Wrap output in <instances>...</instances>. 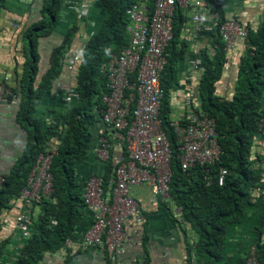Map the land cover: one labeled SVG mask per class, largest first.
Segmentation results:
<instances>
[{"label": "trees", "instance_id": "obj_1", "mask_svg": "<svg viewBox=\"0 0 264 264\" xmlns=\"http://www.w3.org/2000/svg\"><path fill=\"white\" fill-rule=\"evenodd\" d=\"M4 1L0 0V11L4 8ZM208 1L214 5L212 13L218 25L226 19L222 2ZM47 2L43 10L46 8L49 24L46 26L44 21L34 23L24 33L29 37L24 53L30 55L28 65L31 68L25 69L20 80L24 95L20 113L31 114L42 97L49 95L53 83L62 74L63 56L77 48L79 29L72 25L62 37L61 44L52 50L49 69L37 77L39 59L36 39L49 35L59 23L61 0ZM97 4L99 14L93 17L97 23L96 32L83 47L74 78L78 104L55 116L47 127L40 125L39 121L33 123L29 120L32 131L25 149L12 167L1 173L0 264H3V257L10 253L7 247L11 238L1 235L5 217L11 213L13 203L26 187L37 157L55 137H58L59 143L50 164L52 192L34 204L32 232L20 243L17 254L12 257V264H40L46 254H54L63 248L81 220L86 181L76 178L75 168L92 148L93 125H103L100 99L107 89L106 77L100 72V67L111 55L120 56L129 47L130 36L126 27L130 19L126 11L138 3L137 0H98ZM147 5L150 6L151 1ZM184 11L181 8L174 11L173 40L164 50V66L160 75L163 98L159 118L174 155L178 142L170 124L173 110L171 95L178 88L181 62L191 58L187 55L189 45L183 40L187 20ZM247 30L245 51L238 65L233 95L225 99L216 94V84L223 77L227 64L225 43L216 28L208 35L209 45L198 51L203 67L197 87L199 108H185L178 118L186 122L189 115L199 111L213 118L221 149L219 159L213 164L206 167L195 165L186 172L182 171L175 157L171 160L170 203L180 210L182 222L189 225L196 237L191 242L186 236L184 238L188 264H191L192 256L195 264H245L253 250L257 261L264 264V152L260 150L264 147V23L255 29L248 26ZM11 91L13 95H18L16 89L11 88ZM101 127L110 145L106 134L109 130L104 125ZM97 139L96 136V143ZM108 151L109 158L104 162L106 173L101 176L105 187L118 166L112 158L111 147ZM124 157H127L126 151L122 154ZM222 169L227 174L223 184L218 185ZM230 227H245L249 233L250 242H244V238L237 241L240 252L234 258L223 250ZM124 254L120 257L121 261Z\"/></svg>", "mask_w": 264, "mask_h": 264}, {"label": "built area", "instance_id": "obj_2", "mask_svg": "<svg viewBox=\"0 0 264 264\" xmlns=\"http://www.w3.org/2000/svg\"><path fill=\"white\" fill-rule=\"evenodd\" d=\"M143 1L145 3L141 7L134 6L127 11L131 19V25L127 28L129 47L120 56L111 55L100 67V72L106 77L107 89L100 99L103 105L99 110L102 114L101 123L113 132L111 137L123 142L127 157L117 163L106 187L101 176L91 175L85 182L83 193L84 204L93 220L83 236V247H104L108 264H122L120 257L124 254L127 221L133 220L136 224L142 221L140 209L133 197L134 188L148 185L154 195L168 203L171 160L174 157L179 161L182 171L186 172L195 165L206 167L213 164L221 154L215 120L201 111L189 115L186 122L175 119L170 123L178 142L175 155L161 125L159 115L163 89L160 75L164 66V50L173 40L175 9L194 10L191 27L183 35L184 41L190 44L199 35H210L217 28L225 43V51H229L236 40H244L248 34V30L236 18L217 25L213 17L206 14L207 6L201 0H152L153 8L146 6L149 0ZM87 8L86 0L73 1L79 24L84 20ZM80 58L81 46L68 53L66 68L73 72ZM189 64L195 71L201 66V61L196 58L190 60ZM190 77L186 75L185 79ZM9 93V90L0 86V104L6 101ZM181 94L183 100L180 109L184 111L191 106L199 108L192 89L185 94L181 91ZM76 96L74 89H68L64 101L68 104ZM103 132V129L98 130V146L94 152L105 162L109 158L110 145ZM53 154L48 149L39 154L28 175L26 187L13 203L11 214L15 215L20 243L32 232L34 204L52 192L50 164ZM226 174V170L222 169L218 185L223 184ZM2 183L3 176L0 173V185ZM179 216L180 211L177 209L174 217ZM3 259V264L13 263L5 260L6 257ZM246 264H260L254 252Z\"/></svg>", "mask_w": 264, "mask_h": 264}, {"label": "crops", "instance_id": "obj_3", "mask_svg": "<svg viewBox=\"0 0 264 264\" xmlns=\"http://www.w3.org/2000/svg\"><path fill=\"white\" fill-rule=\"evenodd\" d=\"M90 4V14H99L98 0H86ZM207 6L206 14L213 17L214 5L208 0H201ZM49 2V1H48ZM46 0H5L4 8L0 11V86L16 89L18 95H12L0 104V173H6L21 155L32 131L33 123L38 121L43 127L54 120L63 112L78 104V95L72 99L69 106L62 100L68 89H74L75 74L62 69V74L54 82V90L50 98L43 96L41 102L32 108V113L21 112L23 94L21 87V76L28 65L30 55L24 53V47L29 42L25 31L34 23L46 20ZM225 20L236 18L244 27L255 29L264 23V0H221ZM71 0H61L58 19L55 29L47 36L37 38L38 72L45 74L49 69V57L52 50L62 42V37L72 25L79 27V21L75 17V10L72 8ZM186 11V10H185ZM184 11L187 17L186 25H189L192 10ZM215 21V20H214ZM47 26V24H45ZM184 29L186 26L184 25ZM36 32V31H35ZM243 40H236L234 46L226 51L227 64L224 67L223 77L216 84V94L222 98H230L234 93V84L237 81L238 65L245 51ZM209 45L208 35L201 36L194 45L187 50L189 59L180 64L178 74L179 83L183 81L188 72L191 77L185 81L187 89L197 90L200 73L203 69L202 62L199 69L193 71L189 61L198 58V51ZM200 59V57H199ZM201 61V59H200ZM39 77V74H37ZM177 90V89H176ZM174 90L172 92L171 106L172 121L183 115L181 107L182 94ZM77 93V92H76ZM198 95V94H197ZM34 120V121H33ZM24 125V126H23ZM28 125V126H27ZM27 126V127H26ZM103 125H93L92 148L89 154L75 168L76 178L85 182L91 175L103 176L106 173L104 161L98 158L94 149L97 146L96 136L98 129ZM63 129H67L64 128ZM64 132H66L64 130ZM111 138L112 158L117 164L125 152L123 142L113 136L111 131L107 132ZM263 135V134H262ZM264 136V135H263ZM59 139L55 137L45 149L57 153ZM264 143V142H263ZM264 152V147L260 149ZM133 197L140 209L142 221L139 224L133 220L127 221L125 225V240L122 264H188L186 260L185 236L191 242L196 240L188 224L175 219L177 207L162 200L151 192L148 185L134 188ZM81 220L78 222L74 233L66 240L63 248L54 254H46L40 264H108V255L103 248H84L83 236L91 224L92 216L86 207L81 210ZM15 215L7 214L1 235L11 238L7 247L9 256L5 260H12L20 247V235L15 225ZM240 228V227H239ZM250 230V229H249ZM185 231V232H184ZM248 228H240L237 233L231 231L227 234L229 241L224 244V251L233 258L238 255V240L243 238L248 241Z\"/></svg>", "mask_w": 264, "mask_h": 264}, {"label": "clouds", "instance_id": "obj_4", "mask_svg": "<svg viewBox=\"0 0 264 264\" xmlns=\"http://www.w3.org/2000/svg\"><path fill=\"white\" fill-rule=\"evenodd\" d=\"M73 1H75V0H71V2L73 3ZM151 1V5L150 6H148L147 4L149 3ZM137 5H134V6H136V7H141L145 2L143 1V0H137ZM147 4H146V6L148 7V8H153V2H152V0H149L148 2H147ZM87 5H88V8H87V13H86V16H85V18H84V20H82V22H81V24H79V27H78V29H79V32H78V34H77V48L79 47V46H81V56H82V51H83V47L85 46V44L87 43V41L95 34V32H96V28H97V23L93 20V17H95V16H92L91 14H90V4L87 2ZM133 6V7H134ZM132 7V8H133ZM72 8H73V6H72ZM131 9V8H130ZM130 9H128V10H130ZM127 10V11H128ZM187 10H189V9H187ZM190 10H192V14L190 15V21H189V25H186L185 24V26H186V29H188V28H190L191 27V16L193 15V12H194V10L193 9H190ZM126 11V14L129 16V14H128V12ZM75 17H76V13H75ZM129 19H130V16H129ZM213 19V18H212ZM58 22H62V20L61 19H58ZM131 25V19H130V21H129V24H128V26L126 27V29L129 27ZM243 26V25H242ZM246 29H247V27H245ZM186 29H184L183 30V35L185 34V30ZM128 32V31H127ZM129 34V33H128ZM130 36V35H129ZM201 36L199 35V37H198V39L200 38ZM197 39V40H198ZM184 40V39H183ZM244 41V40H243ZM186 42V41H185ZM196 42V41H195ZM194 42V43H195ZM186 43H188V42H186ZM194 43L193 44H190V43H188V45H189V47L190 46H192V45H194ZM71 51H69L68 53H70ZM68 53H66L64 56H63V61H62V69H66V70H68L67 68H66V64H65V59H66V56L68 55ZM81 59V58H80ZM194 59H196V58H194ZM80 62V61H79ZM79 62L75 65V70L73 71V72H71V73H73V74H75L76 75V68H77V66H78V64H79ZM69 71V70H68ZM223 71H225V68L223 69ZM70 72V71H69ZM191 73V70H190V72H188V74L187 75H189ZM185 81H186V79L184 78L183 79V81H181L179 84H178V88H177V90H176V92L177 91H179L180 93H181V91H183V94H185V93H187L190 89H187L186 87H187V85L185 84ZM54 88V83H53V86L51 87V90H50V92L48 93L49 95H46V97H49L50 98V94L51 95H56V94H54V93H52V91L54 90L53 89ZM5 89H7V90H9V95L7 96V98L8 97H10V96H12L13 95V93H12V91H11V88L10 87H5ZM193 91H194V93H195V100H196V102L197 103H199V101H198V92H197V90H195V89H192ZM75 91V90H74ZM75 93H76V91H75ZM66 95V94H65ZM76 95H78L77 93H76ZM101 97H102V95H101ZM64 98H65V96H63L62 97V100L64 101ZM181 100H183V98H181ZM65 102V101H64ZM4 103V102H3ZM66 103V102H65ZM69 104L70 103H66V106H69ZM97 109V108H96ZM185 110V109H184ZM182 111H183V109H182ZM103 124V123H102ZM102 129V128H101ZM99 130V129H98ZM109 130V129H108ZM103 131H104V129H103ZM113 133V132H112ZM107 134V133H106ZM103 135H104V132H103ZM108 135V134H107ZM109 137V136H108ZM109 139H110V141H111V138L109 137ZM121 142V141H120ZM97 146H98V143H97ZM97 146H96V148H97ZM110 147H111V144H110ZM95 148V149H96ZM95 149H94V151H95ZM85 187V186H84ZM83 193H84V191H83ZM170 202V201H169ZM168 202V203H169ZM86 207V206H85ZM179 210V209H178ZM180 211V210H179ZM175 219H179L180 220V222H182V218H181V212H180V216L178 217V218H175ZM85 234V233H84ZM100 248H104V247H100ZM105 250V249H104ZM252 252H254V250L252 251ZM251 252V253H252ZM251 256V254L247 257V259L249 258ZM192 257H194V256H192ZM192 257H191V259H190V261L192 260ZM247 259H246V261H247ZM186 260H187V258H186ZM194 262H192L191 261V264H195V258H194V260H193ZM246 261H245V264H246Z\"/></svg>", "mask_w": 264, "mask_h": 264}, {"label": "rangeland", "instance_id": "obj_5", "mask_svg": "<svg viewBox=\"0 0 264 264\" xmlns=\"http://www.w3.org/2000/svg\"><path fill=\"white\" fill-rule=\"evenodd\" d=\"M49 21H50V18H49L48 15H47V16H46V20H45V24H49ZM41 65H42L41 63L38 64V68H39ZM38 74H39V76L42 74V73L40 72V70H39ZM23 96H24V95H23ZM23 96H22V97H23ZM24 99H26V98L24 97ZM239 230H240L239 227H238V228H232V227L229 228V231H231V233H233V232L237 233V231H239ZM228 241H229V237H227V238L225 239V243L228 242Z\"/></svg>", "mask_w": 264, "mask_h": 264}]
</instances>
